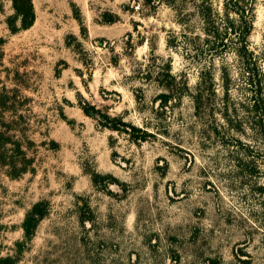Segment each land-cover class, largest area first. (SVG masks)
<instances>
[{"label": "rangeland", "instance_id": "1", "mask_svg": "<svg viewBox=\"0 0 264 264\" xmlns=\"http://www.w3.org/2000/svg\"><path fill=\"white\" fill-rule=\"evenodd\" d=\"M253 1L252 77L234 28L224 36L227 12L238 18L224 0H34V25L15 33L0 0V131L12 140L0 256L16 255L45 199L17 264H264V0ZM89 103L151 135L102 127Z\"/></svg>", "mask_w": 264, "mask_h": 264}, {"label": "trees", "instance_id": "2", "mask_svg": "<svg viewBox=\"0 0 264 264\" xmlns=\"http://www.w3.org/2000/svg\"><path fill=\"white\" fill-rule=\"evenodd\" d=\"M146 3H151L153 0H145ZM225 2V8L231 9L235 13H237L238 18L237 22L234 19L229 18L227 12V20L224 28V36L228 34L229 28L233 27L234 31L237 35L238 40V47L237 51L241 55L243 61L246 63L247 68L249 69V75L254 76L258 75L259 71L254 73V69L256 66V61L254 59V52L250 49L248 43H249V36L253 30V24H254V18H255V6L253 0H224ZM12 8L14 10V13L11 14L7 18L8 26L11 30V32H18L20 30H26L32 27L36 21L37 14H36V8L34 4V0H11ZM203 12L204 17L206 18V21L209 23L211 21V10L210 7L201 9ZM106 15L104 21L105 22H113L116 21L117 16L114 14L105 13ZM81 25H83V22H80ZM213 33L216 34L217 38L220 39L221 32L219 31L216 26H213ZM224 36L221 39V43L223 45H226V42L224 40ZM217 38L215 39V42L217 41ZM209 39H206V42ZM210 41V40H209ZM219 43V44H221ZM213 48H215L214 44L212 45ZM253 83L256 84L257 88L260 89L262 85V80L259 78L256 82L253 80ZM168 87H172V81L168 82ZM204 86L201 87V91L196 95V103L197 107H200L202 102V96L204 95V91L202 89ZM164 101H168L170 98V94H161ZM263 100V99H260ZM260 100L258 102H255V105L257 108H259ZM84 112L94 117L98 120V123L105 128H110L113 130L126 132L131 139L134 141L138 140H146L151 135L150 132L147 130L142 129L141 127H138L126 120L123 119L122 116H113L109 114L108 112H105L104 110L97 108L93 104H84L83 106ZM262 119V117H261ZM262 122V121H261ZM12 140L10 137H6L1 131H0V161L1 163L6 164L7 158L4 152L2 151V145H5L7 143H11ZM20 149V146H19ZM25 170V169H24ZM23 170V171H24ZM17 175V174H15ZM92 179L94 183H106L110 182L111 180H115L111 175L108 174H100V173H94L92 175ZM264 189V187H263ZM49 213V201L48 200H39L35 202L30 209L27 210L22 228L24 232V237L21 240L16 241V255H6L0 256V264H17L18 260L20 259V256L27 250L29 243L32 241V239L35 236L37 227L42 219H44L47 214Z\"/></svg>", "mask_w": 264, "mask_h": 264}]
</instances>
